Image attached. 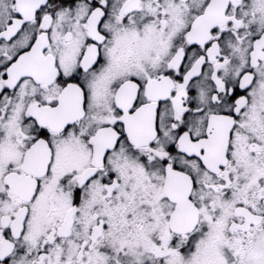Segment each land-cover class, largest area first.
Returning <instances> with one entry per match:
<instances>
[{"label":"snow or ice","instance_id":"6c2138e0","mask_svg":"<svg viewBox=\"0 0 264 264\" xmlns=\"http://www.w3.org/2000/svg\"><path fill=\"white\" fill-rule=\"evenodd\" d=\"M0 264H264V0H0Z\"/></svg>","mask_w":264,"mask_h":264}]
</instances>
